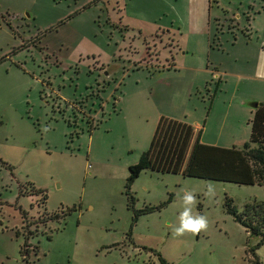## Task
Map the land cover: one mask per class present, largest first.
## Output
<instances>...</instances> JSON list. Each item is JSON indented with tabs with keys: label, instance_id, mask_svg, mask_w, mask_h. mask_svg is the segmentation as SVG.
<instances>
[{
	"label": "rangeland",
	"instance_id": "rangeland-1",
	"mask_svg": "<svg viewBox=\"0 0 264 264\" xmlns=\"http://www.w3.org/2000/svg\"><path fill=\"white\" fill-rule=\"evenodd\" d=\"M257 97L264 0H0V264H253L223 201L241 209L263 186L144 169L136 207L172 200L127 236L124 182L162 112L247 141ZM187 194L207 228L177 235Z\"/></svg>",
	"mask_w": 264,
	"mask_h": 264
},
{
	"label": "trees",
	"instance_id": "trees-1",
	"mask_svg": "<svg viewBox=\"0 0 264 264\" xmlns=\"http://www.w3.org/2000/svg\"><path fill=\"white\" fill-rule=\"evenodd\" d=\"M123 28L124 30L128 29V25L124 24ZM145 44L147 45V43ZM213 95L214 92L210 94V100H212ZM246 104L251 106V116L247 120V124L249 125L248 140L243 142L238 148L236 147V150L240 152V155H237L236 163L238 165V170L237 176L233 180L237 183H255L264 187V101L251 99L246 100ZM87 126L89 131L94 128V125H91L90 121H88ZM196 148L197 147L195 145L190 153L189 161L187 162L184 172L185 174L192 173L190 171V167L194 160L193 158H195L197 155ZM205 152L206 151H204V153ZM205 157H208L207 153H205ZM197 158H201L200 155H198ZM240 164L243 165L244 173L242 174L239 169ZM150 167H152V165L148 157V151L146 150L141 152L137 162L128 166L129 173L126 176L124 182V194L126 198V207L131 210V224L129 226V230L127 231V236H129L133 224L140 215L158 210L172 200V194H169L166 199L160 201L157 204H144L141 207H136V196L131 190V184L142 170ZM32 186L33 184L31 183L28 194L36 193L38 196H40L41 202H44L46 200V193H44L42 188H36L35 186L33 188ZM223 204L226 211L230 213L237 222L245 227L250 236L256 239L253 245L247 247V251L253 255V264H258L259 260L255 250L259 246H264V200H253L251 202H246L243 204L241 209H237L233 199L225 194ZM73 210H75V205L71 207L68 206L65 210H61L62 213L60 215L64 219L66 215H68ZM46 211V209H43L42 212L46 213ZM56 213L50 215L48 214V216L43 220L47 221L53 217L59 218L60 215ZM26 245L27 243L23 244V246ZM23 246L22 251L26 249L23 248ZM149 249L154 251V253H157L153 248ZM158 257L160 258L162 264H167L160 254H158Z\"/></svg>",
	"mask_w": 264,
	"mask_h": 264
},
{
	"label": "crops",
	"instance_id": "crops-1",
	"mask_svg": "<svg viewBox=\"0 0 264 264\" xmlns=\"http://www.w3.org/2000/svg\"><path fill=\"white\" fill-rule=\"evenodd\" d=\"M247 34H249V37L250 33ZM260 99L264 101L262 97L257 100ZM204 126L197 119L183 120L178 116L162 112L157 119L148 148V157L152 168L154 167L163 172L168 168H175L186 176L235 182L233 179L237 176V155L240 153L236 150V147L241 146L246 141V137H237L232 134L231 137L229 135L227 141H223L221 137L210 139L211 136H204L207 131ZM211 135H213V132ZM195 145L197 155L193 158L190 167L192 173L185 174L190 153ZM204 151H206L208 157H205ZM198 155L201 158H197ZM239 169L241 174L244 173L243 165L240 164Z\"/></svg>",
	"mask_w": 264,
	"mask_h": 264
},
{
	"label": "clouds",
	"instance_id": "clouds-1",
	"mask_svg": "<svg viewBox=\"0 0 264 264\" xmlns=\"http://www.w3.org/2000/svg\"><path fill=\"white\" fill-rule=\"evenodd\" d=\"M212 192L211 186L209 187V193ZM208 193H206L207 195ZM184 203L186 205L184 211L180 214V226L176 229L177 235H183L185 232L193 234H199L202 230L207 228V221L203 216L192 214V208L188 205L194 206L196 198L192 194H187L184 197Z\"/></svg>",
	"mask_w": 264,
	"mask_h": 264
},
{
	"label": "flooded vegetation",
	"instance_id": "flooded-vegetation-1",
	"mask_svg": "<svg viewBox=\"0 0 264 264\" xmlns=\"http://www.w3.org/2000/svg\"><path fill=\"white\" fill-rule=\"evenodd\" d=\"M170 58H172V56Z\"/></svg>",
	"mask_w": 264,
	"mask_h": 264
}]
</instances>
